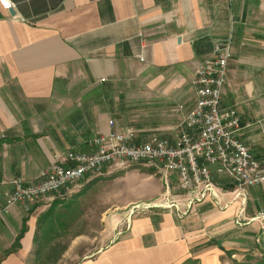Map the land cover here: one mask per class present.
Returning <instances> with one entry per match:
<instances>
[{
  "label": "crops",
  "instance_id": "0c3cea01",
  "mask_svg": "<svg viewBox=\"0 0 264 264\" xmlns=\"http://www.w3.org/2000/svg\"><path fill=\"white\" fill-rule=\"evenodd\" d=\"M12 1L13 10L0 5V209L11 179L35 182L56 155L92 152L109 119L140 138L176 139L195 105V69L229 37L221 105L237 111V138L264 168V0ZM172 187L184 201L176 176ZM234 190L217 177L218 202L207 198L183 218L128 210L111 242L77 264H264V183L245 201ZM71 191L10 207L0 264H39L70 228L56 210Z\"/></svg>",
  "mask_w": 264,
  "mask_h": 264
},
{
  "label": "built area",
  "instance_id": "2783aa9c",
  "mask_svg": "<svg viewBox=\"0 0 264 264\" xmlns=\"http://www.w3.org/2000/svg\"><path fill=\"white\" fill-rule=\"evenodd\" d=\"M0 5L6 10L15 7L12 0H0ZM231 56L229 37L215 42L212 55L198 64L192 79L195 105L185 114L183 130L176 139L157 134L140 138L133 127L117 129L115 121L109 119L110 130L91 141L92 152L70 150L63 156L56 155L35 182H26L22 177L11 179L0 218L15 204L30 210L40 198L60 194L78 186L82 180L102 175L105 168L140 163L157 169L166 192L152 203H137L130 208V216L164 209L183 218L207 198L218 202L217 177L232 180L234 196L245 201L250 187L264 183V168L250 148L237 138L241 127L237 111L223 109L221 105ZM174 176L177 188L185 194L184 201L172 193ZM258 217L264 218V212Z\"/></svg>",
  "mask_w": 264,
  "mask_h": 264
},
{
  "label": "rangeland",
  "instance_id": "374dc122",
  "mask_svg": "<svg viewBox=\"0 0 264 264\" xmlns=\"http://www.w3.org/2000/svg\"><path fill=\"white\" fill-rule=\"evenodd\" d=\"M159 177L157 169L148 163L113 166L102 175L82 180L70 194L61 195L56 212L61 213L60 219L67 215L70 228H61V239L48 244L39 264H77L84 256L95 255L111 242L114 232L116 236L120 229L116 227L117 220L130 208L137 203H152L166 192ZM162 187V193L154 196ZM41 231L51 234L48 226ZM63 252L66 256L58 260Z\"/></svg>",
  "mask_w": 264,
  "mask_h": 264
}]
</instances>
